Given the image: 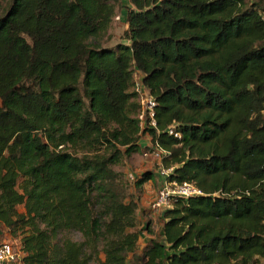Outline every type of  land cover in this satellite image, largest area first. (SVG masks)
<instances>
[{
	"label": "trees",
	"instance_id": "16d2710c",
	"mask_svg": "<svg viewBox=\"0 0 264 264\" xmlns=\"http://www.w3.org/2000/svg\"><path fill=\"white\" fill-rule=\"evenodd\" d=\"M122 2L0 0V227L23 264H264V0H130L128 43L97 45ZM145 149L162 166L137 192L164 168L203 195L139 254L152 232L116 168Z\"/></svg>",
	"mask_w": 264,
	"mask_h": 264
},
{
	"label": "rangeland",
	"instance_id": "374dc122",
	"mask_svg": "<svg viewBox=\"0 0 264 264\" xmlns=\"http://www.w3.org/2000/svg\"><path fill=\"white\" fill-rule=\"evenodd\" d=\"M130 7L132 8V5L130 4V0H123V2L121 3V6L119 7L118 13H117L118 17L115 19L109 32L98 41L97 45L114 46L118 42L128 43L126 40H124V32L126 30V26L123 21L119 20V17L121 16L123 19V16L125 15L127 9H129ZM137 76H141V74L138 73ZM135 77L136 75H134V78ZM142 143L144 145H149L151 147H154L151 143V138L149 135H146L145 137H143ZM145 152L148 155H146ZM161 166H162L161 158L155 156L152 150L145 149L144 153L142 152L136 153L131 158L125 159L123 164L116 168L118 172H121L124 175L125 180L128 185V190L130 187V192L133 194H136V197L139 200L140 209L144 208L143 202L145 204L149 202L148 204L149 209L145 210V212L143 211V213L141 212V210H139L138 229L144 228L143 224L149 223L148 226L150 227L152 233L150 234L149 232L145 231V234H144L145 237L143 239H140L138 250H137L139 254L143 252L150 236H159L161 234L163 223H164L163 213L164 211L169 209V207H165L159 210L153 208L154 203L157 199L158 193L161 189V185L158 183V181L156 183L150 182L146 184L144 187L143 193H140L135 190L134 182L130 180V175H133L136 178L140 174L147 172V171L149 172L151 171L157 174ZM1 230L6 232L5 228H2ZM7 235H8V231H7ZM69 237L73 239L74 241H80L82 239L80 234L78 233H72L70 234ZM7 242L13 243L15 242V240L7 239Z\"/></svg>",
	"mask_w": 264,
	"mask_h": 264
},
{
	"label": "built area",
	"instance_id": "2783aa9c",
	"mask_svg": "<svg viewBox=\"0 0 264 264\" xmlns=\"http://www.w3.org/2000/svg\"><path fill=\"white\" fill-rule=\"evenodd\" d=\"M139 73V72H138ZM138 73L136 72L135 75V92L139 95L140 103L142 105V114L140 116V120L145 122V115L146 112L149 113L151 119V125L156 127L157 123L155 120V112H156V100L150 97L147 93L146 88L142 83V74L141 76H137ZM169 134L175 135L176 137L179 136L178 133L175 131V127L168 129ZM146 153V152H145ZM153 154L157 157L161 156V152L158 150L153 151ZM162 154L168 155L166 152ZM146 155H148L146 153ZM172 173L171 169H161L160 176L163 179V184L161 185V189L158 193L157 199L154 203V209H163L165 207H172L173 202L178 199H188L196 196L203 195V192L197 188L194 184L183 183L178 184L174 182L168 181ZM130 179L133 180L134 176L130 175ZM23 255L19 248L17 247L16 242H3L0 244V264H23Z\"/></svg>",
	"mask_w": 264,
	"mask_h": 264
},
{
	"label": "crops",
	"instance_id": "0c3cea01",
	"mask_svg": "<svg viewBox=\"0 0 264 264\" xmlns=\"http://www.w3.org/2000/svg\"><path fill=\"white\" fill-rule=\"evenodd\" d=\"M161 180H163L162 178H161ZM158 181V180H157ZM148 204H149V202L147 203V204H145L144 202H143V209H140L141 210V212L143 213V211L145 212V210H147V209H149L148 207ZM2 228H4V227H2ZM1 227H0V244L1 243H3V242H7V239H12L9 235H7V230H6V232H4V231H2L1 229H2ZM16 242V241H15ZM17 243V242H16Z\"/></svg>",
	"mask_w": 264,
	"mask_h": 264
}]
</instances>
